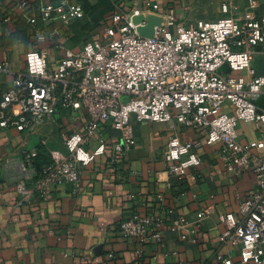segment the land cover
Masks as SVG:
<instances>
[{"label":"built area","instance_id":"built-area-1","mask_svg":"<svg viewBox=\"0 0 264 264\" xmlns=\"http://www.w3.org/2000/svg\"><path fill=\"white\" fill-rule=\"evenodd\" d=\"M17 8L26 14L37 43L46 41L53 25L67 30L86 17L76 0H18ZM159 9L158 4L131 11L116 8L97 37L79 52L64 49L55 64L38 49L26 54L25 71L2 94L0 130L27 132L59 111L83 110L88 121L83 131L66 138V159L37 168L39 153L32 151L18 163L20 203L34 198L28 185L37 176L43 195L50 186L79 184L83 170L106 151L100 138L103 127L120 132L122 144L116 145L115 153L125 156L136 144L135 122L170 125L175 134L163 158L171 175L187 177L202 160L195 151L199 144L178 136L177 126H183L200 131L209 146L219 147L227 171L255 175L256 190L241 202L239 212L220 217L225 225L220 241L239 247L243 264H264V108L259 105L264 99V74L254 66L258 55L264 57V6L258 14L252 2L239 15L224 5V17L194 23L180 22ZM147 12L161 19L151 36L140 33L148 26ZM11 72L10 62H0V74ZM241 123L254 124L260 136L242 143ZM95 143V149H86ZM205 219L206 212H199L197 222ZM165 225L163 216L135 215L120 222L117 231L124 239L137 241V253L142 254L147 244L164 245ZM166 230L195 232L185 216H178ZM227 262L218 254L214 264Z\"/></svg>","mask_w":264,"mask_h":264},{"label":"crops","instance_id":"crops-1","mask_svg":"<svg viewBox=\"0 0 264 264\" xmlns=\"http://www.w3.org/2000/svg\"><path fill=\"white\" fill-rule=\"evenodd\" d=\"M17 1L0 0V62H10L12 70L0 74V102L16 75L25 71L28 52L38 49L47 62L55 64L63 58L64 49L79 52L97 37L116 8L131 11L158 4L160 13L194 23L224 17V5L239 15L252 2L258 14L264 6V0H76L86 11L85 19L67 30L55 24L47 30L46 41L37 43ZM146 16L156 19L150 12ZM87 121L83 110L59 111L27 132L0 130V264H214L218 254L229 260L225 264H243L239 247L221 244L225 225L220 217L239 212L241 202L256 190L255 175L227 171L219 147L209 146L200 131L183 126H177L178 136L199 144L195 151L202 160L187 177L171 175L163 158L175 134L170 125L135 122L136 144L122 157L115 153L116 145L122 144L120 132L103 127L100 138L106 151L83 170L79 184L50 186L43 195L37 176L28 185L34 198L21 204L16 188L21 176L18 163L32 151L46 160L66 159V138L83 131ZM239 130L244 144L260 136L251 123H241ZM201 211L206 212V219L198 223ZM147 214L166 219L164 245L152 242L138 254V242L121 237L117 226ZM178 216H185L195 232L166 230Z\"/></svg>","mask_w":264,"mask_h":264},{"label":"water","instance_id":"water-1","mask_svg":"<svg viewBox=\"0 0 264 264\" xmlns=\"http://www.w3.org/2000/svg\"><path fill=\"white\" fill-rule=\"evenodd\" d=\"M161 19H149L148 26L140 30L141 35L151 36L153 34L154 26L157 25Z\"/></svg>","mask_w":264,"mask_h":264},{"label":"trees","instance_id":"trees-1","mask_svg":"<svg viewBox=\"0 0 264 264\" xmlns=\"http://www.w3.org/2000/svg\"><path fill=\"white\" fill-rule=\"evenodd\" d=\"M78 22H80V21H78ZM78 22H76V23H78ZM76 23H74L73 25H75ZM258 74L263 75L264 73H262L260 70H258ZM262 100H264V99H261V101ZM261 101L259 102V105H260ZM260 107H261V105H260ZM50 161L51 160H46L43 156L39 155L38 158L36 159L35 165L37 168H40V166H42L43 164L49 163Z\"/></svg>","mask_w":264,"mask_h":264},{"label":"rangeland","instance_id":"rangeland-1","mask_svg":"<svg viewBox=\"0 0 264 264\" xmlns=\"http://www.w3.org/2000/svg\"><path fill=\"white\" fill-rule=\"evenodd\" d=\"M261 12H263V9H261ZM255 67L264 73V57L256 59ZM236 75H239V73H236ZM260 105L264 108V100L261 101Z\"/></svg>","mask_w":264,"mask_h":264}]
</instances>
